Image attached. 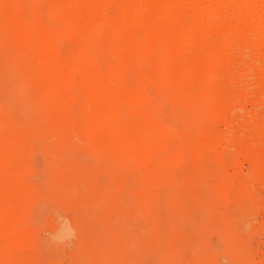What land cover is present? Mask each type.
Returning <instances> with one entry per match:
<instances>
[{
    "label": "rangeland",
    "instance_id": "1",
    "mask_svg": "<svg viewBox=\"0 0 264 264\" xmlns=\"http://www.w3.org/2000/svg\"><path fill=\"white\" fill-rule=\"evenodd\" d=\"M36 1L0 0V264H264V175L227 136L219 140L220 113L200 110L204 127L216 126L198 131L191 100L169 94L138 54L127 66L93 50L87 72L38 104L39 77L68 71L36 57L32 29L17 30L37 6L65 35L60 18L44 16L49 0ZM253 5L260 35L264 0ZM96 28L54 48L65 57L82 41L104 44ZM246 73L243 82L263 93L264 80ZM255 103L233 112L244 120L257 106L264 116Z\"/></svg>",
    "mask_w": 264,
    "mask_h": 264
},
{
    "label": "bare ground",
    "instance_id": "2",
    "mask_svg": "<svg viewBox=\"0 0 264 264\" xmlns=\"http://www.w3.org/2000/svg\"><path fill=\"white\" fill-rule=\"evenodd\" d=\"M49 2L48 15L44 14V16L60 18L63 21L65 35L61 36L59 33L61 31L46 25L47 22L45 23L42 19V11L37 6H33L31 9V19L17 24V30L32 29L40 37L36 42L34 52L38 59L47 61L60 70L68 71L67 76L57 73L39 77L38 82L42 88L44 87V90L39 96L38 104L48 103L52 97L51 87L56 83L73 85L76 76L79 77L87 72L86 62L91 51L110 53L115 63L127 66L132 64V55L136 53L138 62L142 65H149L156 82L162 83L169 94L191 100L192 104L190 103L187 107L191 110L193 117L191 120H194L198 131L201 128L213 129L216 126L215 123L209 122L204 127L203 117L199 115L200 110L220 113L222 116L220 120L226 125L227 131L222 132L218 129L220 130L219 136H217L219 140H223L227 136L225 139L228 142L236 144L237 156L238 154L242 155L254 172L264 175V121L259 123V119L263 116L259 111L262 109L256 108L257 106L251 107L254 110L248 112L250 116L246 113L248 117H244V120L240 119L241 115L238 111L249 98L253 104L255 102L264 103V90L263 93H257L256 89L258 88L251 89L242 80L246 77L244 76L247 74L246 72L254 74L258 83L264 80V32L259 35L258 31H255L258 27L255 25L258 23H256V17L254 18L255 15L251 14L255 13L252 8L256 7L253 5V0H49ZM200 2H207V4L200 7L199 5L202 6ZM22 3L24 5L23 0ZM66 7L73 8L72 12H70L71 9L68 12ZM63 8L65 9L63 10ZM110 8L113 10L112 13L107 11ZM258 9L262 10L259 7ZM18 12L19 5L16 4L12 9V14ZM215 14H217L216 17H214ZM181 16H187L189 19L181 20L179 19ZM232 18L234 24L230 25ZM78 25L85 27L78 29ZM91 25H96V30L107 32L105 41L104 39L102 41L104 44L97 39L85 40L86 42L82 41L81 45L78 44L77 50L72 47L75 53L71 52L65 57H63V53V56L60 55L54 48L55 44L58 45L71 37L87 39V29ZM262 27L264 28V26ZM77 40L79 42V39ZM195 49H198L199 52L197 50L198 53L194 52L196 54L193 56L191 53ZM186 53L192 56H187ZM94 54L93 56H95ZM262 55L263 57H261ZM245 56H248L250 60ZM258 61L262 64V68L259 67L260 65L258 66ZM250 63L251 66L248 67ZM257 86L259 85L257 84ZM234 87H237L238 90H235ZM258 94H260V99ZM238 104L239 107L236 106ZM243 106L241 109L244 108ZM234 108L239 113L233 112ZM194 138L196 140V137ZM185 149L187 148L185 147ZM157 199L159 200V198ZM58 221L56 220V222ZM68 229L70 231V228ZM69 233L71 234V231ZM54 236L55 239L61 237L56 233Z\"/></svg>",
    "mask_w": 264,
    "mask_h": 264
}]
</instances>
